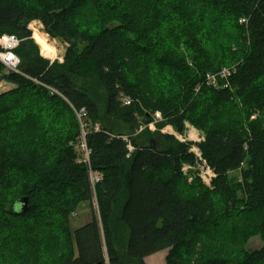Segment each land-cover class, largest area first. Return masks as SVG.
<instances>
[{"label":"trees","instance_id":"16d2710c","mask_svg":"<svg viewBox=\"0 0 264 264\" xmlns=\"http://www.w3.org/2000/svg\"><path fill=\"white\" fill-rule=\"evenodd\" d=\"M34 19L67 44L62 63L38 55ZM215 29L234 33L227 48ZM4 33L22 41L0 94V264H146L165 249L164 264H264V0H0ZM227 66L226 87L207 85ZM155 112L158 128L202 133L210 186L181 171L194 157L172 135L127 149L123 132Z\"/></svg>","mask_w":264,"mask_h":264},{"label":"rangeland","instance_id":"374dc122","mask_svg":"<svg viewBox=\"0 0 264 264\" xmlns=\"http://www.w3.org/2000/svg\"><path fill=\"white\" fill-rule=\"evenodd\" d=\"M85 20H86V18H85ZM27 29H29L31 32L30 40L32 41L33 46L35 47V49L38 52V55L41 58L47 59L50 64L53 62H57V63L63 62L64 53H65V50L67 48L66 43L62 42L58 38L51 37L46 32L42 23L36 19L32 20L27 25ZM36 29H38L39 34L42 37L47 39L49 46H52V48H53L52 55L54 56V54H55L54 59L45 58L40 53L39 45H38V43H36V41L33 37V32L36 31ZM214 33H216L218 35L217 46L219 48H227L228 44H230V40L234 38L232 36V35H234V33H232V31L230 33L228 32V34L226 36L222 35L223 33H222L221 29H219L218 32L215 29ZM20 41H22V40H20ZM18 59L20 61L19 62V65H20L21 59L19 58V56H18ZM18 71H19V66H18ZM10 72H14V71L8 70L4 66L2 68H0V94L3 92L11 90L15 86L13 83H10L4 79L5 74H8ZM15 73H19V72H15ZM87 88H88V86H87ZM88 91H90L89 95L92 98H97L98 101H100V103L103 102L102 92L100 91V88H98L96 84H94V83L90 84V90H88ZM125 99L129 100V103H130V101H131L130 97L123 96L122 100H125ZM161 118H162L161 114L159 112H155L153 114L152 120L150 122L145 123V124H141L139 126V128L134 133L123 132L122 135L125 136L126 138H128L129 141H131L132 139H135V137L137 135L139 136L141 133H145L144 136L148 135L149 133L150 134L153 133L152 135H155L154 139H159L157 141L154 140L155 144L157 143L158 145L160 144L159 141H160L161 135H163V134L172 135V136H174L175 139H177V141H180L183 143H189L188 150L194 157V154L191 151H192V148L195 149V147H198L199 143L202 141V137H203L202 133L198 129H196L195 127L191 126L189 123H185V127H184L183 132H177L170 125H165L162 128H158L157 125L160 123L159 121L161 120ZM152 135H151V137H152ZM79 144H80V142H79ZM79 144L77 145L76 149L78 148ZM79 149L80 148L77 149L78 159L83 161L85 155H83ZM190 149H191V151H190ZM201 162L202 161H200L199 159L194 157L193 162L182 164V166L184 165V169H185L184 171L187 174L188 178L191 175L193 176V175L198 174V175H201V177L204 181L205 172H207V170H206L207 165H205L206 163L204 164V162H202V163ZM231 175L235 176V177L237 176V178L240 179V177H239L240 175L238 174L237 171L233 172ZM89 214H90V208L84 202L83 204H81V206L79 207L77 212L74 215H72V217L70 219L71 230L73 231L75 228H78L81 225L87 223L90 220ZM261 245H262V242L258 238V236L250 238L248 243H247V247L251 248V249L259 248ZM57 248H59L58 250L61 249L60 243H59V246ZM167 251L168 250L165 249V250H161V251L155 252V253L147 256L145 258V263L146 264H164ZM21 258H23V261H28V258H25L24 256Z\"/></svg>","mask_w":264,"mask_h":264},{"label":"built area","instance_id":"2783aa9c","mask_svg":"<svg viewBox=\"0 0 264 264\" xmlns=\"http://www.w3.org/2000/svg\"><path fill=\"white\" fill-rule=\"evenodd\" d=\"M241 22H244V19L240 20ZM20 43V39L13 35V34H1L0 35V62L1 64L7 68L8 70L14 71V72H19L18 71V66H19V59L17 54L15 53L16 48L19 46ZM235 70V68L233 66L231 67H223L220 71L216 72L215 74H207L206 76V83L207 85H212L215 87H226L228 85V81L227 79L229 78L230 74L233 73ZM124 104H128L129 100L125 99L123 100ZM77 116L80 118V114H77ZM97 129V127H95ZM84 135H85V131L82 130V138L80 141V144L78 146V148H80L79 150L82 152L83 155H85L84 160L83 161H88V154L89 151L85 145L84 142ZM122 139L125 140L127 142V149L129 151H131L133 149V144L128 140V138H126L125 136L122 135ZM203 139V137H202ZM191 151V149H190ZM194 154V157H196L197 159H199L200 161L204 162V164L206 163L202 157H201V152L199 150V147H195V149L192 148L191 151ZM201 162V163H202ZM207 165V164H205ZM184 165L182 166V170L184 173ZM207 172H205V179L203 181L201 175V179L203 181V183H205V185L210 186L212 179L215 177V174L212 170H210V167L207 165ZM99 180V175L90 171V181L92 184V187L94 185L95 182H97Z\"/></svg>","mask_w":264,"mask_h":264},{"label":"bare ground","instance_id":"6f19581e","mask_svg":"<svg viewBox=\"0 0 264 264\" xmlns=\"http://www.w3.org/2000/svg\"><path fill=\"white\" fill-rule=\"evenodd\" d=\"M37 31H38V29H36V31L33 32V37H34L36 43H38V45H39L40 53L45 58L54 59L55 54H54V56L52 55V51H53L52 46H49L47 39L42 37L39 34V31L38 32Z\"/></svg>","mask_w":264,"mask_h":264},{"label":"water","instance_id":"95a60500","mask_svg":"<svg viewBox=\"0 0 264 264\" xmlns=\"http://www.w3.org/2000/svg\"><path fill=\"white\" fill-rule=\"evenodd\" d=\"M19 202H20V205H21L20 211H22V212L26 211L27 208H28V199H27V197L21 198L19 200Z\"/></svg>","mask_w":264,"mask_h":264},{"label":"crops","instance_id":"0c3cea01","mask_svg":"<svg viewBox=\"0 0 264 264\" xmlns=\"http://www.w3.org/2000/svg\"><path fill=\"white\" fill-rule=\"evenodd\" d=\"M144 261H145V259H144Z\"/></svg>","mask_w":264,"mask_h":264}]
</instances>
